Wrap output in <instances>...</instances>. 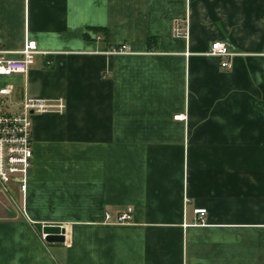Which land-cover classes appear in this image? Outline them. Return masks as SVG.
<instances>
[{
	"label": "crops",
	"instance_id": "crops-1",
	"mask_svg": "<svg viewBox=\"0 0 264 264\" xmlns=\"http://www.w3.org/2000/svg\"><path fill=\"white\" fill-rule=\"evenodd\" d=\"M28 40L0 85L65 108L33 116L27 192L0 184V264H264V0H0V49Z\"/></svg>",
	"mask_w": 264,
	"mask_h": 264
},
{
	"label": "built area",
	"instance_id": "built-area-1",
	"mask_svg": "<svg viewBox=\"0 0 264 264\" xmlns=\"http://www.w3.org/2000/svg\"><path fill=\"white\" fill-rule=\"evenodd\" d=\"M129 52L128 46H122L113 51L114 54H128ZM41 53L35 40H28L19 52L0 49V79L26 76L34 65L36 56ZM206 55L220 59L221 67L226 70H231L233 60L241 56L221 41L213 42ZM12 93L11 86L0 85V184L5 192H9L11 186L14 185L25 194L34 165L33 116L51 110L63 111L65 106L63 103L51 105L46 101L26 98L19 112H11L8 109L10 103L8 98ZM185 119L184 115L175 118L177 121ZM107 219L110 220L111 216L107 215ZM133 220L134 210L128 208L118 216L117 223L131 224ZM208 224L207 210L197 209L194 225L208 226ZM42 239L46 241L44 233Z\"/></svg>",
	"mask_w": 264,
	"mask_h": 264
},
{
	"label": "water",
	"instance_id": "water-1",
	"mask_svg": "<svg viewBox=\"0 0 264 264\" xmlns=\"http://www.w3.org/2000/svg\"><path fill=\"white\" fill-rule=\"evenodd\" d=\"M46 242L49 244H64L66 242V229L60 226H46L43 229Z\"/></svg>",
	"mask_w": 264,
	"mask_h": 264
},
{
	"label": "rangeland",
	"instance_id": "rangeland-1",
	"mask_svg": "<svg viewBox=\"0 0 264 264\" xmlns=\"http://www.w3.org/2000/svg\"><path fill=\"white\" fill-rule=\"evenodd\" d=\"M8 109L11 111V112H16L17 113V107L14 106L12 103H9L8 104Z\"/></svg>",
	"mask_w": 264,
	"mask_h": 264
}]
</instances>
